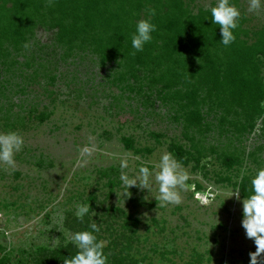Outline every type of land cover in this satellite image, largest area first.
I'll list each match as a JSON object with an SVG mask.
<instances>
[{
    "label": "rangeland",
    "instance_id": "1",
    "mask_svg": "<svg viewBox=\"0 0 264 264\" xmlns=\"http://www.w3.org/2000/svg\"><path fill=\"white\" fill-rule=\"evenodd\" d=\"M186 2L193 12L216 4ZM230 2L245 18L250 41V30L264 24V5L249 13L248 0ZM53 32L37 24L18 50L9 47L0 58V133L14 131L24 139L15 171L0 166V264L64 263L66 255L50 254L72 244L71 234L81 228L74 213L87 204L83 222L93 219L100 227L97 239L121 251L126 264H249L255 245L241 227V201L247 198L229 196L233 183L264 168L260 121L238 134L218 123L220 109L205 104L209 127L197 131L175 104L160 99L158 83L148 87L143 72L141 81L120 79L118 61L101 63L88 45L66 53ZM191 143L201 145L202 153ZM86 144L98 151L85 167H74ZM172 144L194 155L181 163L190 176L181 204L160 206L154 176L148 190L131 187L123 200L120 158L129 157L123 171L131 177L141 165L151 170L164 152L172 153ZM224 152L238 161L226 167Z\"/></svg>",
    "mask_w": 264,
    "mask_h": 264
},
{
    "label": "trees",
    "instance_id": "2",
    "mask_svg": "<svg viewBox=\"0 0 264 264\" xmlns=\"http://www.w3.org/2000/svg\"><path fill=\"white\" fill-rule=\"evenodd\" d=\"M146 7L156 9L151 22L157 30L142 52L131 55L130 37L135 23L147 18ZM209 8L198 7L193 12L186 0H55L51 6L47 0H0V58L6 57L9 47L18 50L40 24L54 31V40L66 53L88 45L101 63L118 61L120 79L141 81L143 72L142 79L150 80L148 87L158 83L160 99L175 104L185 124L197 131L209 127L201 109L208 104V109H220L221 126L225 123L239 134L253 131L259 120L264 132V82L258 75L264 56V24L250 30L249 41L248 31L242 27L245 18L240 17L234 30L236 39L225 47L219 43L218 25L205 20L210 19ZM125 145L131 146L127 140ZM190 148L202 153L201 145L191 143ZM170 149L183 164L194 156L178 144ZM222 161L230 167L238 159L232 152H224ZM250 180L243 176L233 183L246 198L251 194ZM78 223L81 228L77 231L89 230L87 222ZM104 252L108 264H126L114 247L105 246ZM75 253L71 244L66 251L56 249L50 255H66L67 261Z\"/></svg>",
    "mask_w": 264,
    "mask_h": 264
},
{
    "label": "clouds",
    "instance_id": "3",
    "mask_svg": "<svg viewBox=\"0 0 264 264\" xmlns=\"http://www.w3.org/2000/svg\"><path fill=\"white\" fill-rule=\"evenodd\" d=\"M49 6L55 3V0H47ZM264 5V0H248L247 11L256 13ZM210 13L209 20L211 24L218 25L221 39L219 43L225 47L231 45L236 37L234 30L239 26L241 12L230 2V0H216L215 6L208 9ZM145 19H140L135 23V31L131 34V55L142 52L144 46L152 41L153 33L157 26L151 22V17L156 13L155 8L146 7ZM27 47V45H25ZM24 146V139L17 132L9 131L0 133V166L15 171V155L19 153ZM98 151L95 145L86 144L78 149V157L74 167L83 168L89 162L93 153ZM105 155H111L105 152ZM128 156L120 158L119 167L121 169L120 182L123 186L121 196L124 199L130 197L129 188L149 189L151 187L150 177L154 176V181L158 185L157 200L161 207L168 205H179L182 202L181 193L187 191L189 173L183 168L180 161L170 152H164L157 163L150 170L146 165L138 168V173L129 176L125 171L128 168ZM251 194L247 199L241 201L242 219L241 227L244 230L245 237L251 239L255 245V252L249 253V264H264V168L256 170L250 180ZM229 197H235L240 200L239 188L234 189ZM207 204L206 199L201 201ZM89 204L79 205L74 213L76 219L83 222L89 214ZM88 229L76 231L71 234L70 241L76 249L75 255H72L64 264H108V256L104 252L105 242L98 240L96 233L100 232V227L93 221L88 225Z\"/></svg>",
    "mask_w": 264,
    "mask_h": 264
}]
</instances>
